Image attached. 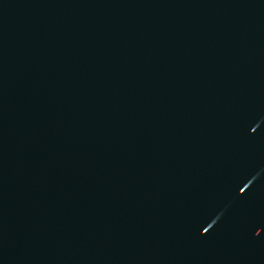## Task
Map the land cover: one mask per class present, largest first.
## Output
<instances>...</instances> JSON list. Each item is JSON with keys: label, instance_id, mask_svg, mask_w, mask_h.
<instances>
[{"label": "water", "instance_id": "obj_1", "mask_svg": "<svg viewBox=\"0 0 264 264\" xmlns=\"http://www.w3.org/2000/svg\"><path fill=\"white\" fill-rule=\"evenodd\" d=\"M0 264H264V0H0Z\"/></svg>", "mask_w": 264, "mask_h": 264}]
</instances>
